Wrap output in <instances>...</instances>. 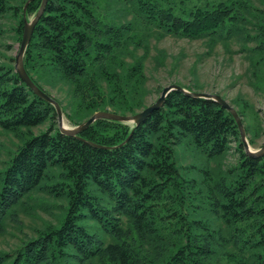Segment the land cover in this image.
Instances as JSON below:
<instances>
[{
    "label": "trees",
    "instance_id": "trees-1",
    "mask_svg": "<svg viewBox=\"0 0 264 264\" xmlns=\"http://www.w3.org/2000/svg\"><path fill=\"white\" fill-rule=\"evenodd\" d=\"M12 1L0 0V19L14 9L20 43L26 0ZM40 3L31 0L26 17ZM244 12L224 1L47 0L23 64L47 94L43 82L66 87V104L53 98L73 125L96 111L132 115L147 106L151 93L161 92L149 86L150 72L171 74L185 56L158 46L168 36L201 40L206 51L198 57L218 44L231 55V42H240L249 64L237 77L264 88V24L248 25ZM230 103L255 146L263 114L259 119L241 93ZM56 119L13 65H0V126L26 129L15 134L21 144L0 172V232L27 195L43 191L63 202L57 222L0 249V264H264V155L245 154L234 119L216 102L171 90L135 127L98 119L77 136L60 133ZM184 138L217 169L183 177L172 154ZM232 143L236 161L221 168Z\"/></svg>",
    "mask_w": 264,
    "mask_h": 264
},
{
    "label": "rangeland",
    "instance_id": "rangeland-1",
    "mask_svg": "<svg viewBox=\"0 0 264 264\" xmlns=\"http://www.w3.org/2000/svg\"><path fill=\"white\" fill-rule=\"evenodd\" d=\"M190 3L203 5L205 2L215 3L224 1L232 3L236 10H243L244 16L248 23L250 20L264 24V19L259 17V10H264V0H189ZM20 0H13L11 6H17ZM32 16L28 17L30 19ZM261 17H264V12ZM19 16L14 14V9L9 10L0 19V65H14V58L17 54L19 42L15 33V26L18 23ZM249 25V24H248ZM250 46L254 42H250ZM159 47L166 48L170 53L183 51L185 56L180 60L178 67L171 74L166 70L160 69L151 71L149 86L153 89L163 88L169 84L180 82L184 85H198L200 91L215 93L224 98L230 105V99L237 93H241L253 106L258 110V118H262V105L264 102V88H255L253 83L245 75L238 78L237 75L247 74L249 57L246 51H240V42L233 40L230 55L221 44L216 45L214 51L209 55L199 54L206 51V45L201 40H188L186 38L176 39L171 36L165 37L158 44ZM230 55V56H229ZM43 87L52 97L67 101L66 87L57 85L52 87L42 83ZM196 88V87H195ZM160 93L155 90L147 99V105L155 101ZM66 104V103H65ZM146 107V106H145ZM144 107V108H145ZM142 110V109H141ZM140 111V110H139ZM66 125L74 126L67 118ZM263 119V118H262ZM57 121V119H56ZM47 122L31 129L32 133L45 130ZM25 128L17 131H9L0 126V172H2L10 157L21 144L23 138L16 137L15 134H24ZM28 134L24 135L27 137ZM264 142V133L256 140L252 149L259 148ZM173 161L179 168V172L185 178H196L200 176V169L212 167L217 169L218 163L215 164L213 159L201 153L195 146L189 142L188 138L179 140L173 146ZM220 161V160H219ZM236 161L234 143L231 144L229 153L221 159V168L231 165ZM49 180L42 181L41 185L49 183ZM1 186V180H0ZM32 195V194H31ZM24 197V204L17 206L13 211V216L5 219L3 230L0 232V249L10 250L18 246L24 239L35 235L36 229H41L48 222H57V217L61 213L63 205L62 200L51 199L45 192L39 191L32 196ZM31 196V197H30ZM30 197V198H29ZM13 217V219H12Z\"/></svg>",
    "mask_w": 264,
    "mask_h": 264
},
{
    "label": "water",
    "instance_id": "water-1",
    "mask_svg": "<svg viewBox=\"0 0 264 264\" xmlns=\"http://www.w3.org/2000/svg\"><path fill=\"white\" fill-rule=\"evenodd\" d=\"M30 1L31 0H26L23 6L24 26H23V31H22V36H21V40L19 43L18 51L14 58L13 67L16 73L18 74L19 78L36 96H38L39 98H41L42 100H44L45 102L53 106L55 113H56V118H57V127L60 133L65 134V135H70V136H77L80 132L85 130L87 127H89L93 122H95L98 119H108L112 121H118V122H122L126 124H131L132 127H135L139 125L141 122H143L145 118L148 117L152 113V111L158 109L159 107L163 105L166 95L171 90H179L189 96L203 98V99H210L216 102L219 106H221L225 110H227L231 114L232 118L234 119L237 125L240 142L243 146L245 154L249 156H253V157L264 155V142L259 148L252 149V147L250 146L248 142L247 135H246L243 123L241 121V118L238 115L236 109L232 105H230L228 101H226L224 98H222L218 94L207 93L203 91L188 90L174 83L164 86L161 89V92L159 96L155 99V101L147 105L142 110L136 112L135 114L121 115V114L114 113L111 111H96L93 114H91L87 119H85L84 121H82L81 123L77 125H74L72 127L66 125L64 114H63L60 104L51 95L47 94L43 89L38 87L33 82V80L30 78L23 64L24 53L30 41L33 28L37 20L39 19L40 15L42 14L47 0H41L39 8L35 12V14L32 15L30 19H28V17H26L25 15V8ZM262 113H263V119H264V102L262 105ZM90 144L93 146H98L97 144H94V143H90Z\"/></svg>",
    "mask_w": 264,
    "mask_h": 264
}]
</instances>
